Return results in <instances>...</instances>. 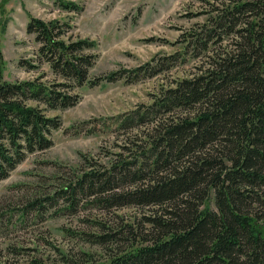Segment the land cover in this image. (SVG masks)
Returning <instances> with one entry per match:
<instances>
[{
  "label": "trees",
  "instance_id": "16d2710c",
  "mask_svg": "<svg viewBox=\"0 0 264 264\" xmlns=\"http://www.w3.org/2000/svg\"><path fill=\"white\" fill-rule=\"evenodd\" d=\"M56 2L64 11L83 10L72 0ZM209 4L204 23L184 35L182 56L97 77L90 75L95 40L75 36L66 19L29 17L35 56L19 64L39 71L33 79L4 78L0 43V180L28 154L53 145L62 120L48 112L77 104L78 88L133 83L180 56L202 57L198 71L113 118L130 132L114 158L99 163L82 155L84 165L69 177L56 173L49 191L28 204L41 214L75 213L82 202L101 210L147 209L137 220L146 226L142 235L131 223L101 231L98 222L101 232L89 234L93 242L130 241L99 264H264V0ZM48 73L51 79L43 80Z\"/></svg>",
  "mask_w": 264,
  "mask_h": 264
},
{
  "label": "rangeland",
  "instance_id": "374dc122",
  "mask_svg": "<svg viewBox=\"0 0 264 264\" xmlns=\"http://www.w3.org/2000/svg\"><path fill=\"white\" fill-rule=\"evenodd\" d=\"M72 1L81 4L83 10L64 11L56 0H0L5 79H33L39 75V71L19 64L21 59L35 56L36 44L26 31L30 16L66 19L73 25L71 32L75 36L95 40L98 58L90 75L97 77L121 68L155 63L173 54L182 56L184 35L204 23L209 2L212 3V0ZM181 56L170 68L133 83L121 79L82 86L77 89L80 95L77 104L48 112L62 120L61 127L51 135L53 145L28 154L7 178L0 180V264H36L37 261L72 264L84 259L99 264L127 247L130 241L99 244L89 234L100 233L104 227L121 230L129 223L135 233H140L142 226L146 228L137 220L148 210L135 206L101 210L92 203L82 202L75 213L49 208L41 214L31 210L28 204L49 191L56 173L69 177L71 168L84 165L82 155L99 163L114 158L130 132L119 130L113 118L151 103L162 87L198 71L202 57ZM50 79L51 75L45 74L43 80ZM98 222L104 223L101 231ZM127 235L122 233V237ZM140 239L139 235L136 240Z\"/></svg>",
  "mask_w": 264,
  "mask_h": 264
}]
</instances>
